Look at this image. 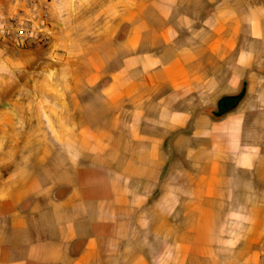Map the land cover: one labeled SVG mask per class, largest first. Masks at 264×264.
I'll return each instance as SVG.
<instances>
[{"label":"crops","instance_id":"0c3cea01","mask_svg":"<svg viewBox=\"0 0 264 264\" xmlns=\"http://www.w3.org/2000/svg\"><path fill=\"white\" fill-rule=\"evenodd\" d=\"M33 2L44 8L48 15L42 33L47 39L46 44L15 37L31 12L25 0H0V122L9 124L16 108L22 109L20 117H27L28 86L31 85L27 84L26 69L30 66L34 81L38 77L41 83L38 100L55 112V118L49 114L52 129L58 122L59 108L86 106V94L92 91L102 104L113 108L110 113L116 127L124 122L128 125L129 143L126 148L117 150V154L115 152L125 157L120 165L124 174L116 182L117 210L123 212L127 205L138 206L135 200H141L140 204L147 212L155 211V204L160 203L165 210L170 195L168 188H186L188 192L183 196L180 190L179 193L173 191L176 194L172 208L168 206L158 217L163 227L151 229L152 233L175 237V258L161 263L148 261L138 254L129 259H98L96 238L89 232L86 236L79 235L67 224L68 230L61 232L54 227L50 237L28 240L18 249L21 254L16 257H12L16 249L11 241L0 242V264H264V198L252 200L247 197L242 201L246 210L228 212L226 219L242 221L243 232L237 239L228 235L219 239L215 247L210 238L214 222L220 218L219 205L228 200L226 193L230 185L224 187L225 181H230L234 173L253 171L264 184V150L259 148L252 154L251 148L243 145L245 119H257L251 117L252 103L257 100L264 104V83L251 85L248 82L239 105L220 118L210 116L201 105L196 109L195 105L188 106L184 100L186 96L182 95L195 91L197 83L204 79L202 64L205 57L217 61L228 53L232 34L225 37L216 29L232 27L228 21L238 22L235 16L223 18L229 11L224 7L229 5V0L217 1L216 29L206 37H195L198 41L189 48L178 45L176 37L170 34V15L160 19L162 29L156 31L148 18L150 4H153L150 0H100L98 6L105 16L102 27H92L90 17L85 14L94 0ZM247 11L242 26L259 29L258 32L254 30L252 36L264 38V0L249 6ZM237 85V81H232L231 93L237 90ZM251 93H259L258 98ZM156 123L160 128L152 130L161 133L159 136L148 131V125ZM173 130H179L174 144L180 146L178 151L188 165L179 169L180 176L185 177L179 183L172 182L166 175L161 180L156 178L161 171L162 175L174 171L170 164L171 152L162 148L166 136ZM52 133L56 134L55 130ZM96 135L85 128L78 132L69 131L68 154L72 156L74 153L69 141L76 136L83 145L82 152L77 154L90 158L89 145ZM96 139L101 146L99 155H107L109 151L103 145L105 135H98ZM3 155L9 156L7 152ZM230 156L236 157L231 160ZM3 161L0 162V218L8 220L9 234L18 230L29 235L34 221L38 225L39 219L45 215L38 212V203L25 206L30 199L29 187H38V180L24 178L25 167L19 179L12 182L8 169L11 165H5ZM166 164L169 168L164 170ZM139 179L146 181V193L131 190L130 183ZM11 186H17L18 191H10ZM155 187H160L161 191L156 198H151L149 189ZM53 188L54 196L67 191L62 199L56 198L61 206L74 202L76 192L69 184L55 183ZM81 198L75 201L89 206L91 196L87 189ZM174 211H180L182 219L194 222L172 233L171 215ZM86 216L90 218L89 214ZM68 219L66 216L61 220L66 223ZM218 246H224L225 252L240 255L237 259L214 261L186 258L194 248L212 252Z\"/></svg>","mask_w":264,"mask_h":264},{"label":"rangeland","instance_id":"374dc122","mask_svg":"<svg viewBox=\"0 0 264 264\" xmlns=\"http://www.w3.org/2000/svg\"><path fill=\"white\" fill-rule=\"evenodd\" d=\"M31 1L33 3V0ZM99 1L94 0L92 5L87 7L88 10L85 13L88 18L90 17L89 23L92 27H102L104 24L105 16L101 7L98 6ZM150 1L153 4H150L151 10L148 12V18L155 25L156 31L159 32L162 29L160 19H165L170 15V34L176 37L178 45L189 48L198 41V38L195 37H206L216 29L214 23L218 13L215 7L217 1L221 2L223 0ZM259 1L229 0V5L224 6L229 10L224 13V19L234 18V16L238 18L237 23L228 21V23H232V27L216 29L220 35L224 34L225 37L232 34L231 41L228 43V53L217 61L214 59L208 60V57L204 58L202 64V70L205 73L204 79L197 83L195 91L182 94L186 96L184 100H186L188 106L195 105L194 109H196V106L201 105L203 110L212 116L210 111L215 107L216 100L231 93L232 81H237L238 85L237 90L231 94L240 90L242 82H246L247 85L248 82L251 85L264 83V38L252 36L255 29L242 26L245 23L247 8L256 5ZM30 18L35 20V14L32 13ZM258 30L255 31L258 32ZM26 70L28 74L27 84L31 85L28 86L27 117H20L22 109L16 108L12 111L9 124L5 123L3 125L0 122V162L2 163L4 158L5 165H11V168L8 169L12 175V182L19 179V175L23 173L21 170L25 167L24 178L38 180V187L29 185L31 194L28 204H25V206L27 207L29 204L34 206L38 203V212L45 215L39 219L38 225L34 221L29 235L18 230L9 234L8 220L0 218V242L4 240L11 241L16 249L12 253V257H16L21 254L18 249L25 246L28 240H36L39 236L50 237L54 227L62 232L69 225L79 235L86 236L89 232L96 238L98 259H129L138 254L139 257H143L148 261L158 260L161 263L164 260L175 258V237L173 235L169 237L152 233L151 229L155 228L157 230L163 227L162 220L158 217L159 214L167 210L168 206L172 208V200L176 194L173 191L179 193L180 190L183 196H186L188 189L168 188L170 195L165 210L160 203L155 204V211L147 212L143 208L144 206L140 204L141 200H135V203L138 204L136 207L127 205L124 206L123 212L117 210L115 197L118 189L116 182L124 174L120 165L125 161V157L116 154L118 153L117 150L126 148L127 142L129 143L128 125L124 122V124L116 127L110 113L113 112V108L102 104L103 102L92 91L86 94V97H88L86 106L81 105L73 109L59 108L58 117L56 116L58 122L52 129L53 125L49 114H52L55 118V112L40 103L38 100V86L41 83L38 82V77L34 81L35 79L30 73L32 71L30 66H27ZM258 94L251 93L255 98H258L256 96ZM252 107L251 117L257 119H245L243 145L250 147L253 154L259 148H261V151L264 150V104L254 100ZM148 126H150L148 131L156 127L160 128L157 123ZM83 128L89 133L97 134L94 138L92 137L91 146L89 145L92 156L83 158L81 154H77L82 152L83 145L76 136H73L69 143L75 149L74 153L76 155L72 152V157L68 154L67 136H69V131L78 132L82 131ZM54 130L58 134L57 138L56 134L52 133ZM152 131L155 132V135H161L155 130ZM185 131H188V128ZM98 135H105L103 145L109 151L107 155H99L101 146H98V140L96 139ZM177 135H179V130L171 131L166 136L162 146L164 150L170 151L172 154L170 164L174 171L163 175L161 171L156 175L159 180L164 175L174 183H179L185 179V177L180 176L181 171L179 169L188 167V165L183 155L178 151L180 146L174 144ZM3 152H7L9 156L7 158L4 155L2 156ZM234 157L236 156H230L229 159L232 160ZM167 168H169V164L164 166V170ZM242 173H234L230 181L226 180L224 183V187L228 185L230 187H227L228 191L226 193L228 200L219 205L220 218L214 222L211 230L213 235L210 238L214 240L215 247L219 239L228 235H234L237 239L243 232L240 225L242 221L226 219L228 212H243L246 210V206L242 204V201L247 197L252 200L264 198V184L256 178L254 172ZM55 183L69 184L76 192L75 200H81L82 192L87 189L91 196L89 206L75 200L69 206L67 204L61 206L62 204L56 202V198L62 199L67 191L54 196L53 184ZM130 184L132 185L131 190L134 192L146 193L148 191L147 183L142 179L133 180ZM10 191L17 192V186H11ZM160 191V187H155L151 191L149 189L151 198H156ZM36 192H38V195L35 194ZM230 192H232L231 195ZM132 208L133 211L130 212ZM86 209L88 213H86ZM32 213H35V210ZM88 214L89 219L86 216ZM66 216L69 219L64 223L61 219ZM171 216L172 233L179 231L180 228H187L194 222L182 219L183 214L180 211L172 212ZM54 220L56 225H53ZM218 248L221 250H218ZM186 255L187 259L214 261L237 259L240 254L238 252H225L224 246H218L212 252H202L194 248Z\"/></svg>","mask_w":264,"mask_h":264},{"label":"built area","instance_id":"2783aa9c","mask_svg":"<svg viewBox=\"0 0 264 264\" xmlns=\"http://www.w3.org/2000/svg\"><path fill=\"white\" fill-rule=\"evenodd\" d=\"M25 2L26 7L29 9L28 11L31 12H28V18L24 20V25L16 32L15 37L18 39H34L40 44H46L47 39L42 36V33L43 29L47 26V12L44 8L37 7L31 0H25ZM32 13L35 14V20L30 18ZM11 23L14 24L15 21L12 20Z\"/></svg>","mask_w":264,"mask_h":264},{"label":"water","instance_id":"95a60500","mask_svg":"<svg viewBox=\"0 0 264 264\" xmlns=\"http://www.w3.org/2000/svg\"><path fill=\"white\" fill-rule=\"evenodd\" d=\"M247 83L242 82L241 88L237 93L227 94L220 97L213 109H211L210 113L215 118H220L226 113L234 110L239 103L242 101L246 94Z\"/></svg>","mask_w":264,"mask_h":264},{"label":"trees","instance_id":"16d2710c","mask_svg":"<svg viewBox=\"0 0 264 264\" xmlns=\"http://www.w3.org/2000/svg\"><path fill=\"white\" fill-rule=\"evenodd\" d=\"M119 37V36H118ZM213 117V116H212ZM215 118V117H214Z\"/></svg>","mask_w":264,"mask_h":264}]
</instances>
